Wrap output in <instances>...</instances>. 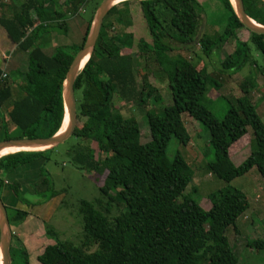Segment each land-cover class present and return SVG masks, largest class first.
<instances>
[{
  "label": "trees",
  "instance_id": "obj_1",
  "mask_svg": "<svg viewBox=\"0 0 264 264\" xmlns=\"http://www.w3.org/2000/svg\"><path fill=\"white\" fill-rule=\"evenodd\" d=\"M89 1L11 0L10 13L0 15V28L28 57V68L17 87L8 74L2 76L0 64V108L8 106L1 120L5 131L0 141L47 137L61 128L65 76L101 1L93 6L79 43L60 44L49 53L42 46L44 33L67 32V18ZM131 1L123 0L110 8L95 48L74 83L77 124L71 137L76 142L68 146L66 154L78 169L101 177L100 197L79 202L82 236L78 243L61 237L46 223V236L54 242L44 247L38 260L41 264H239L225 231L248 209L246 193L239 188L220 191L213 194L211 208H203L193 197L194 191L186 192L193 168L180 152L171 158L168 146L172 139L183 145L190 141L182 118L187 112L209 130L214 152L213 160L206 163L210 173L230 182L256 166L264 178V122L247 95L250 88L246 87V93L218 118L203 102L210 87L219 89L218 79L205 65L183 54L199 45L209 57L234 40V50L221 62V70L236 72L254 63L252 46L264 60V34L243 25L232 0H220L228 13L221 32H204L202 37L208 20L198 0H136L150 40L140 37L135 42L133 33L127 31L132 22ZM243 2L246 13L264 25V0ZM47 42L51 44L52 38ZM151 58L166 74L173 99L160 111L153 107L163 101L159 85L149 81L141 64ZM260 72L264 79V69ZM250 83L254 88L256 83ZM16 88L19 92L14 98ZM115 99L122 105H135L146 116L150 140L141 141L136 116H126L114 108ZM8 122L14 124L17 134L8 133ZM248 128L253 131L251 152L236 165L231 148ZM55 147L0 157V191L4 189L1 197L11 226L24 222L35 206H46L65 192L55 188L44 169ZM29 166L34 171L26 180L7 179ZM27 190L36 195L35 201L27 200ZM114 205L119 208L116 214L110 210ZM249 243L264 248L262 239ZM11 259V264H30L27 246L14 233Z\"/></svg>",
  "mask_w": 264,
  "mask_h": 264
},
{
  "label": "rangeland",
  "instance_id": "obj_2",
  "mask_svg": "<svg viewBox=\"0 0 264 264\" xmlns=\"http://www.w3.org/2000/svg\"><path fill=\"white\" fill-rule=\"evenodd\" d=\"M2 1L6 3L2 7L0 5V14H9L10 8L8 5L11 0ZM16 1L21 2V0ZM60 1L61 3L64 2V0ZM90 1L83 6L82 10L74 14L75 16L72 18L73 21H81L83 28H85L86 21L91 14V6H94L97 2H102V0ZM198 1L207 14L208 24L205 26L204 32L210 35L220 33L228 18V13L220 0ZM131 3L133 7L132 11L134 12L133 14L131 13V17H133L131 25L133 24L134 28L132 30H136V35L134 36L135 42L139 37L150 40L148 27L140 11V5L136 0H132ZM44 34L46 36V42L42 46L49 53L54 51L55 46L76 43L83 36L82 30L79 28L76 31L70 32L55 31L51 33V31H47ZM53 34L54 38L50 44L47 42V39L49 37L52 38ZM234 47V40H230L223 48L213 52L209 57L202 52L199 45L192 48V50H185L183 54L192 56V59L198 62L200 66L205 65L210 75L218 79L220 83L219 89L210 87L205 93L203 101L215 116L222 118L231 104L235 102L236 98L245 94L244 89L249 87L250 91L247 95L254 102L256 110L264 122V79L260 72L261 69H264L263 57L260 51L252 46L253 64L249 63L236 72H223L221 70V62L229 53L233 52ZM7 49L8 60L4 70L10 76L14 87H17L16 83L22 81L21 74L28 68L27 53L18 49L14 44L11 48L8 47ZM141 64L145 66L143 70L148 75L149 81L152 84L156 81L159 85L163 95V101L160 104L153 105V107L160 111L166 105L173 103L166 74L159 70V65L154 58L149 59L147 63L143 61ZM138 78L140 79L139 76ZM251 80L256 83L254 88L249 86ZM18 92L19 90L16 88L14 98ZM114 108L121 110L126 116L135 115L140 123L141 141L146 142L151 139L147 118L141 113L138 107L133 104L122 105L115 99ZM7 109L8 106L0 108V139L5 131V129H1V120L6 115ZM182 118L190 134V141L187 145H183L177 142L176 139H172L168 146V155L173 158L177 152H180L194 170L192 181L189 183L186 192L194 191L192 194L193 197L207 210L212 206L213 194H219L220 191H229L234 188H239L245 192L249 201V207L238 217L236 225H231L226 229L225 235L238 257L239 264H264V248H258L249 243V241L256 239L264 240V178L256 166H253L248 172L234 178L230 182H226L210 173L206 169V163L213 160L214 152L209 143V130L204 124L190 116L187 112L182 114ZM6 125L8 133L11 136L17 134L13 123L8 122ZM252 134V129L248 128V133L232 146L231 158L236 165L241 164L250 154ZM75 142L76 139L70 136L68 139L59 143L51 152L50 160L46 162L44 168L46 170L45 172H48L47 176L50 177L56 189H66L63 195L55 198L56 200L52 199L45 203L46 206H35L29 211L30 214L24 222L12 226L14 234L28 248L30 264H41L38 260V255L47 244L54 242L52 238L46 236V223L54 227L61 234V237L78 243L82 236V216L79 213V202L81 199L95 201L100 197L98 180L101 177L97 174H91L85 170L78 169L71 163L69 156L66 154L68 146ZM206 150L207 152H205ZM3 192L4 189L2 188L0 191L1 196H3ZM24 194L27 200H36V195L28 190ZM58 201L59 205L55 206ZM103 204H105V201H103ZM118 209L114 205L110 210L112 214H116ZM22 224L24 225V230L20 229ZM25 230L27 231L25 232Z\"/></svg>",
  "mask_w": 264,
  "mask_h": 264
},
{
  "label": "water",
  "instance_id": "obj_3",
  "mask_svg": "<svg viewBox=\"0 0 264 264\" xmlns=\"http://www.w3.org/2000/svg\"><path fill=\"white\" fill-rule=\"evenodd\" d=\"M117 1L118 0H102V2L99 4L95 12L94 19L90 31L86 37V40L83 46L76 53L66 73L65 80L63 83V100L65 109L64 120L65 118H67V124L65 129L61 133H59V129L58 132L47 137H23L1 140L0 152L4 148L12 146H43L51 148L57 146L59 143L68 139L72 135L77 124L76 100L74 92L75 80L80 71L83 69L86 62L88 61V59L90 58L95 48L99 34L102 29L104 18L108 14L110 8L113 5L117 4ZM232 2L235 8V12L243 23V25L250 31L264 34V25L252 19L246 13L243 0H234ZM204 24H206V19L204 20ZM203 34L204 29L201 31L200 37H202ZM12 234L13 231L9 221L6 204L4 203L0 194V259L2 261V264H11L12 262Z\"/></svg>",
  "mask_w": 264,
  "mask_h": 264
},
{
  "label": "crops",
  "instance_id": "obj_4",
  "mask_svg": "<svg viewBox=\"0 0 264 264\" xmlns=\"http://www.w3.org/2000/svg\"><path fill=\"white\" fill-rule=\"evenodd\" d=\"M132 2V1H131ZM4 3H6L5 1H0V5H1V7L4 5ZM92 8H93V5L91 6V8H90V11L92 10ZM130 8H131V11H132V9H133V7H132V3H130ZM89 11V12H90ZM140 11H141V8H140ZM132 14L134 13L133 11L131 12ZM7 14V13H6ZM1 15V14H0ZM75 15H73L71 18H69L67 21V25L69 24V26H68V29H67V31L68 32H70V31H76V29L77 28H79V29H81L82 30V35H83V32H84V30L83 29H85V28H83V25L81 24V21H79V20H77V21H73V17H74ZM132 22H133V17H132ZM86 23H87V21H86ZM82 27V28H81ZM86 27V26H85ZM132 28H133V24L131 25V26H129V28H127V31H129V32H132V33H134L133 35L135 36L136 35V30H132ZM134 29V28H133ZM135 29H136V27H135ZM53 38H54V34H53V37H52V40H53ZM140 38V37H139ZM82 39V38H81ZM81 39L80 40H78V42H76V43H79L80 41H81ZM13 44L10 42V40H9V37L7 36V34H6V32L4 31V29H1L0 28V64L2 65V68L4 69V67L6 66V63H7V60H8V56H7V52H8V47H10L11 48V46H12ZM14 45H16V47L18 48V45L17 44H14ZM23 51V50H22ZM15 52H17V50H15ZM25 52V51H24ZM4 72H6L7 73V71L6 70H4ZM8 74V73H7ZM40 161H42L43 162V160H40ZM35 166V165H34ZM34 170H33V167L32 166H29V167H23V168H21L19 171H17V172H14V173H12V174H10L9 176H8V180H11L12 178L13 179H19L20 181H22V180H26L28 177H30L32 174V172H33ZM34 176V175H33ZM20 229L21 230H24V225L22 224L21 225V227H20ZM27 230H25V232H26ZM14 233V232H13Z\"/></svg>",
  "mask_w": 264,
  "mask_h": 264
},
{
  "label": "bare ground",
  "instance_id": "obj_5",
  "mask_svg": "<svg viewBox=\"0 0 264 264\" xmlns=\"http://www.w3.org/2000/svg\"><path fill=\"white\" fill-rule=\"evenodd\" d=\"M120 1H122V0H118L116 3L120 2ZM232 1H234V0H232ZM66 124H67V118H65V120L63 121L59 133H61L65 129ZM44 149H48V148L47 147H43V146H22V147L12 146V147H6L0 152V157L3 156V155H7L9 153H14V152L21 151V150L36 151V150H44ZM0 264H2L1 259H0Z\"/></svg>",
  "mask_w": 264,
  "mask_h": 264
},
{
  "label": "built area",
  "instance_id": "obj_6",
  "mask_svg": "<svg viewBox=\"0 0 264 264\" xmlns=\"http://www.w3.org/2000/svg\"><path fill=\"white\" fill-rule=\"evenodd\" d=\"M6 75H7V73H6V72H4L2 76H3V77H5Z\"/></svg>",
  "mask_w": 264,
  "mask_h": 264
}]
</instances>
